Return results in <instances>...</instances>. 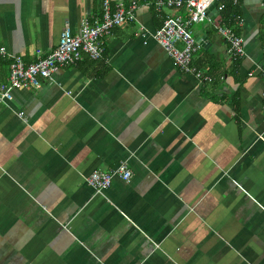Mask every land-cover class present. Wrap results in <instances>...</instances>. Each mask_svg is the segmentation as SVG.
<instances>
[{"label": "crops", "instance_id": "1", "mask_svg": "<svg viewBox=\"0 0 264 264\" xmlns=\"http://www.w3.org/2000/svg\"><path fill=\"white\" fill-rule=\"evenodd\" d=\"M101 1L0 0V47L34 63ZM154 1L102 38L99 60L0 104V264H264V0H232L241 59L216 31L221 10L191 26L192 65L211 82L156 43L182 10ZM123 162L129 182L87 186Z\"/></svg>", "mask_w": 264, "mask_h": 264}, {"label": "built area", "instance_id": "2", "mask_svg": "<svg viewBox=\"0 0 264 264\" xmlns=\"http://www.w3.org/2000/svg\"><path fill=\"white\" fill-rule=\"evenodd\" d=\"M213 2L217 0H210V2L209 0H155L149 3L155 13H160L164 8L182 10L175 16L165 17L161 27L156 30L154 38L175 68L184 74L193 75L199 82H211V78L192 65L197 42L192 36L191 26L208 19L209 8ZM138 8L139 3L135 0L114 4L112 0H102V10L98 18L92 21L82 20L75 33L69 26H65L57 46L47 56L31 64H24L19 56L7 55L5 48L0 47V56L10 60L7 78L5 82L0 83V104L11 101L15 91L31 87L39 89L42 83L52 81V76L62 67L74 66L82 62L84 58L91 61L99 60L104 51L102 38L113 28L126 22L136 21ZM222 8V5L217 6L218 11ZM216 31L225 40L228 53L235 59L243 58L245 52L242 37L225 25H219ZM260 75L264 82V52ZM261 96L264 116V88ZM259 139L264 143L263 137ZM114 177L129 182L131 171L123 162L109 171H93L85 180L87 186L99 193L111 186Z\"/></svg>", "mask_w": 264, "mask_h": 264}, {"label": "trees", "instance_id": "3", "mask_svg": "<svg viewBox=\"0 0 264 264\" xmlns=\"http://www.w3.org/2000/svg\"><path fill=\"white\" fill-rule=\"evenodd\" d=\"M135 1L139 3V0ZM217 5L223 6L222 10L220 11V20L222 24L234 28V21L238 15V10L233 6L232 0H217Z\"/></svg>", "mask_w": 264, "mask_h": 264}, {"label": "water", "instance_id": "4", "mask_svg": "<svg viewBox=\"0 0 264 264\" xmlns=\"http://www.w3.org/2000/svg\"><path fill=\"white\" fill-rule=\"evenodd\" d=\"M219 13L218 10H217V2H213L209 8V12H208V17L209 15H211L212 13Z\"/></svg>", "mask_w": 264, "mask_h": 264}, {"label": "clouds", "instance_id": "5", "mask_svg": "<svg viewBox=\"0 0 264 264\" xmlns=\"http://www.w3.org/2000/svg\"><path fill=\"white\" fill-rule=\"evenodd\" d=\"M209 2H210V0H209Z\"/></svg>", "mask_w": 264, "mask_h": 264}]
</instances>
